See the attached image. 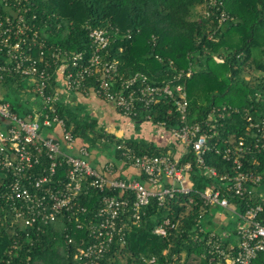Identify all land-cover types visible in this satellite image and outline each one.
Segmentation results:
<instances>
[{
  "label": "built area",
  "instance_id": "obj_1",
  "mask_svg": "<svg viewBox=\"0 0 264 264\" xmlns=\"http://www.w3.org/2000/svg\"><path fill=\"white\" fill-rule=\"evenodd\" d=\"M205 1L208 8L219 10L218 23L228 18L224 9H219L222 0ZM34 8L33 0H0V83L6 78L20 79L27 82L25 91L31 93L34 104L40 99L39 105L31 108L33 115L26 118L12 112L8 102H0V171L4 177L0 198L1 209L7 211L5 219L9 216L12 224L39 230L65 218L86 233L74 259L78 264H99L114 242L123 244L128 231L140 224L143 208L152 198L162 205L193 190L187 179L192 161L180 162L190 151L201 173L216 181L195 190L208 207L205 211L223 208L239 220L234 234L200 228L206 234L204 253L224 264H264V223L258 218L264 210V173L248 168L245 159L254 150H264V121L247 125L249 141L238 139L224 149L223 157L230 161L232 171L219 172L205 162L215 125L208 119L192 123L187 119V94L178 80L189 77L190 68L179 70L176 81L152 82L142 72L116 79L117 59L104 58L111 41L107 28L89 32L91 52L85 57L83 51L72 53L49 43L47 24L39 20ZM91 78L95 85L90 90L86 82ZM77 91H92L128 117L136 114L138 106L148 108L161 99L173 103L181 125H154L156 133L165 136L166 152L139 154L126 139L115 142L121 166L136 168L142 180L117 176L113 161L107 162L104 171L91 165L88 147L56 112V103ZM90 188L111 192L101 196L91 215L79 202L80 194ZM230 195L242 198L240 206L230 202ZM189 202L194 203V198ZM178 222L166 217L153 233L165 236ZM66 241L72 242L71 236L66 235ZM156 263V257L151 256L138 264Z\"/></svg>",
  "mask_w": 264,
  "mask_h": 264
},
{
  "label": "trees",
  "instance_id": "obj_2",
  "mask_svg": "<svg viewBox=\"0 0 264 264\" xmlns=\"http://www.w3.org/2000/svg\"><path fill=\"white\" fill-rule=\"evenodd\" d=\"M33 2L39 20L47 24V41L69 52L83 51L88 57L89 32L107 28L111 41L104 58L117 59L116 79L142 72L150 81L160 83L175 80L179 70L190 68L191 75L178 80L187 94L188 122L208 119L210 125H215L205 162L219 172L231 173V163L223 157L224 149L238 139L249 141L247 125L264 121V0H222L219 9H224L228 18L221 23H218L219 10L208 8L205 0ZM205 10L211 14L207 15ZM13 82H16L13 78H6L3 85L10 87ZM16 84L25 92L20 79ZM94 85L93 78L87 80L88 89ZM0 102H8L11 111L21 118L33 115L28 100L24 102L21 97L14 101L2 98ZM56 112L72 126L89 151L118 140L105 132L96 118L80 112L69 102H57ZM130 118L163 123L168 128L181 125L173 103L166 99L148 108L138 106ZM126 141L139 154H161L167 149L142 139ZM113 154L119 158L118 150ZM245 159L248 168L264 173V150H254ZM187 160L192 161L187 179L193 190L186 195L178 194L162 205L152 198L143 208L140 224L128 231L123 244L114 242L99 264H138L142 258L151 256L156 257V264H224L204 253L206 234L200 228L205 229L201 218L208 207L195 193L216 181L201 173L190 151L180 162ZM117 176L128 178L119 170ZM3 178L0 171V195ZM104 193L111 192L90 188L86 194H80L79 202L87 207V214L94 212ZM190 197L194 203L189 202ZM228 197L231 203L240 206L242 198ZM2 204L0 198V264H78L73 253L80 239L86 238L85 230L77 229L65 218L42 225L39 230L12 224L9 216L5 219L7 211L1 209ZM166 217L179 222L165 236L154 234V227ZM258 218L264 223V210ZM66 235L71 236L72 242L66 241Z\"/></svg>",
  "mask_w": 264,
  "mask_h": 264
},
{
  "label": "crops",
  "instance_id": "obj_3",
  "mask_svg": "<svg viewBox=\"0 0 264 264\" xmlns=\"http://www.w3.org/2000/svg\"><path fill=\"white\" fill-rule=\"evenodd\" d=\"M27 86V85H26ZM12 87L18 89L16 82L12 83ZM20 89V88H19ZM6 87L3 83H0V99L5 98ZM26 96H23V101L27 102L31 108L37 107V104L32 101V97L27 90ZM64 102H69L72 106H75L77 110L82 113H88L92 117L96 118L100 127L107 133L113 134L116 138H136L144 141H151L158 146H165L166 139L164 135L156 133L154 125L149 120H132L130 117L122 114L115 106L106 101L92 91L88 92H72L67 96H63ZM34 100V101H35ZM107 150H101V148L92 149L89 151L88 160L97 170L104 171V167L109 161H113L117 165V169L125 177L136 178L140 180L141 175L136 168L131 166H121V163L112 154V157L108 155ZM223 217V216H222Z\"/></svg>",
  "mask_w": 264,
  "mask_h": 264
},
{
  "label": "rangeland",
  "instance_id": "obj_4",
  "mask_svg": "<svg viewBox=\"0 0 264 264\" xmlns=\"http://www.w3.org/2000/svg\"><path fill=\"white\" fill-rule=\"evenodd\" d=\"M22 85L23 87H26L27 82H22ZM4 95L5 99L9 101H14L15 98H23V96H26L19 88L16 89L12 86L6 87V93ZM39 100L40 99L37 98V101ZM104 149L107 150L109 152L108 155L112 157L115 150V142L107 147L102 146L101 150ZM201 222L206 230H215L216 232H222L225 230L232 232L239 220L235 213L225 211L223 208L214 207L210 208V210L201 218Z\"/></svg>",
  "mask_w": 264,
  "mask_h": 264
}]
</instances>
